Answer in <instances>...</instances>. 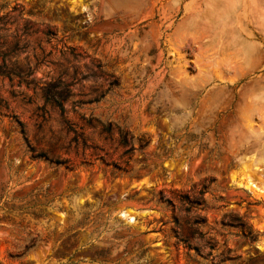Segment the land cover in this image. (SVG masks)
Masks as SVG:
<instances>
[{"label":"rangeland","instance_id":"rangeland-1","mask_svg":"<svg viewBox=\"0 0 264 264\" xmlns=\"http://www.w3.org/2000/svg\"><path fill=\"white\" fill-rule=\"evenodd\" d=\"M193 230L264 264V0H0V264H187Z\"/></svg>","mask_w":264,"mask_h":264},{"label":"trees","instance_id":"trees-1","mask_svg":"<svg viewBox=\"0 0 264 264\" xmlns=\"http://www.w3.org/2000/svg\"><path fill=\"white\" fill-rule=\"evenodd\" d=\"M61 89V90H60ZM71 94V90L69 89V87H67L66 84H64L61 80H57L54 82H51L49 84H47L46 88H45V97L52 103H54L55 105L59 106L60 108H63V102L70 96ZM119 143L121 145H126L127 144V135L122 133L120 131L119 133ZM26 152L30 153V158L31 159H38V160H48V158L43 154V153H34L33 148L26 143ZM188 199V197H186ZM192 207H187V210H191ZM25 207L19 206L17 208V212H18V216L24 218V216L30 214L28 212H25ZM204 218L201 219H197L195 220V223L197 224H205L204 223ZM238 229L240 232V235L242 237H248L250 242L255 241L257 235L256 233L252 234L253 231L251 230L250 226H246L241 223L240 225H238ZM196 231L193 230L189 233V237H181L180 241L182 244H184V246L190 250L193 249L194 250V256H191L190 254L187 253V264H200V262L196 259V256H202V253L200 252V247L196 244H192L189 241V238L194 237ZM39 239H32L30 240L25 246L23 251L28 250L29 248L33 247L36 245V242Z\"/></svg>","mask_w":264,"mask_h":264}]
</instances>
